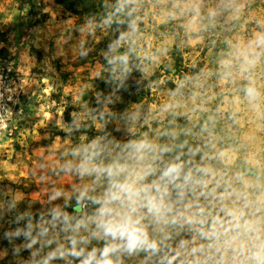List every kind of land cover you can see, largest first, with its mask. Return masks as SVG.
Instances as JSON below:
<instances>
[{
  "label": "rangeland",
  "instance_id": "obj_1",
  "mask_svg": "<svg viewBox=\"0 0 264 264\" xmlns=\"http://www.w3.org/2000/svg\"><path fill=\"white\" fill-rule=\"evenodd\" d=\"M101 9L90 21L0 0V264H252L264 241V0ZM127 215L156 248L106 232ZM217 219L229 229L219 251ZM174 230L192 238L162 263Z\"/></svg>",
  "mask_w": 264,
  "mask_h": 264
},
{
  "label": "clouds",
  "instance_id": "obj_2",
  "mask_svg": "<svg viewBox=\"0 0 264 264\" xmlns=\"http://www.w3.org/2000/svg\"><path fill=\"white\" fill-rule=\"evenodd\" d=\"M174 174L175 175L179 174V166L177 165L170 166L167 169V171L164 173L165 176H172ZM124 190L131 193L130 188H125ZM148 207L150 211H154L157 214H159L163 205L161 202H157L155 199H150L148 201ZM132 211H135V209H133ZM227 215L232 218L231 221H229V223L235 221L234 226L236 228H239L240 217L234 212H228ZM244 226L245 228L249 227L247 222H245ZM104 227L106 232H109L114 236L119 235L120 237H126L129 248H136L137 246H144V245H146L149 248L157 247L155 241H151V242L149 241L146 232L144 231L143 227L140 226V220L133 219L131 215L124 216L120 220H110L108 223L104 225ZM228 231L229 229L225 227L223 220L217 219L216 221H214L211 233L208 234V238L215 239L217 244V251L220 250L219 245L221 242V236H226ZM234 239L235 238L233 237L232 240ZM231 242L232 241L227 239L223 241L225 245H228ZM209 247H212V245H209ZM105 255H107V250L105 251ZM248 259L252 262V264H264V241H261L258 245L255 246V250L252 251ZM104 264H111V261L106 260L104 261Z\"/></svg>",
  "mask_w": 264,
  "mask_h": 264
},
{
  "label": "trees",
  "instance_id": "obj_3",
  "mask_svg": "<svg viewBox=\"0 0 264 264\" xmlns=\"http://www.w3.org/2000/svg\"><path fill=\"white\" fill-rule=\"evenodd\" d=\"M54 3L65 13L73 16L86 17L90 21H95L101 15V0H53ZM73 197L64 202L68 210L72 204ZM192 238L190 232L183 230L180 234L173 231L170 238L158 248L163 252L162 258H158L162 263L168 258L175 257L180 252V246L188 244Z\"/></svg>",
  "mask_w": 264,
  "mask_h": 264
},
{
  "label": "crops",
  "instance_id": "obj_4",
  "mask_svg": "<svg viewBox=\"0 0 264 264\" xmlns=\"http://www.w3.org/2000/svg\"><path fill=\"white\" fill-rule=\"evenodd\" d=\"M46 2H50L52 5H56L53 0H46Z\"/></svg>",
  "mask_w": 264,
  "mask_h": 264
}]
</instances>
